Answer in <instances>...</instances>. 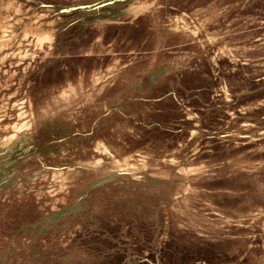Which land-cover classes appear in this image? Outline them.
<instances>
[{
	"label": "rangeland",
	"instance_id": "rangeland-1",
	"mask_svg": "<svg viewBox=\"0 0 264 264\" xmlns=\"http://www.w3.org/2000/svg\"><path fill=\"white\" fill-rule=\"evenodd\" d=\"M264 264V0H0V264Z\"/></svg>",
	"mask_w": 264,
	"mask_h": 264
},
{
	"label": "trees",
	"instance_id": "trees-1",
	"mask_svg": "<svg viewBox=\"0 0 264 264\" xmlns=\"http://www.w3.org/2000/svg\"><path fill=\"white\" fill-rule=\"evenodd\" d=\"M138 264H149L148 261H142V262H138Z\"/></svg>",
	"mask_w": 264,
	"mask_h": 264
}]
</instances>
